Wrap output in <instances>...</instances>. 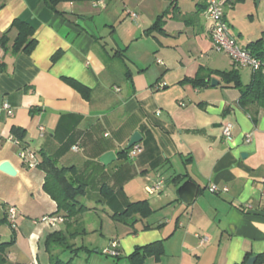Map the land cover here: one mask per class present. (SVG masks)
<instances>
[{
    "label": "crops",
    "instance_id": "1",
    "mask_svg": "<svg viewBox=\"0 0 264 264\" xmlns=\"http://www.w3.org/2000/svg\"><path fill=\"white\" fill-rule=\"evenodd\" d=\"M218 1L238 45L259 40L264 47V0ZM205 7V0H65L57 13L44 0H0V35L21 19L36 38L28 54L0 45V162L16 169L0 170L8 262L48 264L45 237L62 227L42 219L59 215L57 205L42 188L45 173L21 160L24 150L73 167L70 174L85 182V213L100 211L114 222L103 228L100 218L104 246L118 242L113 264H241L252 256L264 264V110L254 122L239 105V90L211 73L235 65L213 49ZM163 13L162 30H153ZM16 33L9 31V45ZM218 54L231 61L219 64ZM197 75L208 83L189 81ZM134 131L141 149L126 157L119 152ZM107 151L116 158L104 165L99 157ZM158 180L161 188L148 192ZM136 201L143 203L132 215L113 217ZM150 244L159 246L130 256Z\"/></svg>",
    "mask_w": 264,
    "mask_h": 264
},
{
    "label": "trees",
    "instance_id": "2",
    "mask_svg": "<svg viewBox=\"0 0 264 264\" xmlns=\"http://www.w3.org/2000/svg\"><path fill=\"white\" fill-rule=\"evenodd\" d=\"M65 0H44L45 4L54 12L63 13L58 9V5ZM165 14L157 16L152 24L153 30H162L163 17ZM11 29L16 30V35L9 45V38L7 37ZM259 41V40H258ZM258 41L250 43L245 49L249 50L253 55L264 62V47L258 45ZM36 44L33 27L21 19H14L9 28L0 35V45L4 50L9 51L15 55L17 53H30ZM234 64V63H233ZM235 65V64H234ZM232 67L229 70H213L211 73L218 75L224 82L226 87H234L239 90V105L250 114L253 121H257L259 110H264V71L263 68L252 70L251 78L245 85L242 84L238 67ZM194 85H202L208 83L206 77L197 75L189 78ZM73 86L81 92L85 97L88 96V89L82 84L71 81ZM15 137L19 140L23 139L22 134L15 130ZM119 153H123L128 157V149H121ZM37 167L45 173V180L43 183V190L56 202V214L63 217L62 227L54 230L46 235L44 240L45 251L48 254V264H74L72 255H77L80 250L89 251L85 245H77L74 242L78 237H82L86 230L83 224V214L91 209V207L84 204L80 197L87 192L86 184L74 173L70 174L73 167L59 166L55 160L43 154L38 161ZM112 194V190L103 191L99 195V202L107 201ZM143 201L128 202L126 208L122 212H118L113 217H129L142 204ZM146 212V209H142ZM7 223L6 216L0 217V225ZM11 243L0 241V264H14L7 260V246ZM159 245L150 244L144 247H138L130 256H145L146 252L157 250ZM63 251H69L71 257L67 260L60 258ZM144 252V253H142ZM248 257H245L241 264H246ZM256 264V263H255Z\"/></svg>",
    "mask_w": 264,
    "mask_h": 264
},
{
    "label": "built area",
    "instance_id": "3",
    "mask_svg": "<svg viewBox=\"0 0 264 264\" xmlns=\"http://www.w3.org/2000/svg\"><path fill=\"white\" fill-rule=\"evenodd\" d=\"M206 7L205 13L207 18L211 23L210 27V40L214 50L218 52H223L230 57L232 62L237 66H249L252 69L263 68L264 71V62L260 60L258 57L253 55L249 50L242 48L238 45L234 37L230 34L228 25L224 19V11L223 6L218 0H205ZM132 18L136 17L135 12H130L127 10ZM159 87L163 84L158 83ZM2 107L5 110L10 112V106L8 103H2ZM40 131H43V126L39 127ZM222 134L225 138H229L231 135V124L225 123L222 125ZM10 139V138H9ZM249 140V136H247ZM15 144H19L18 139H12ZM141 147L139 144H134L128 149V155L134 156L140 151ZM21 160L25 164L27 168H35L37 167L38 160L36 159L35 153L31 151L22 150L20 153ZM163 184L162 180L156 181L154 184L146 187L147 191L150 193L158 191ZM211 192L218 191L216 185L212 184L208 187ZM226 190V188H224ZM248 207V205H247ZM16 208L15 206H10L8 208V218L10 221L14 222L15 220ZM44 221L48 222L51 225H56V223L62 222L63 217L60 215L57 216H44L42 218ZM206 238H202V241H205ZM118 242L117 240H111L109 246L105 247L103 253L105 255L117 257L119 255V251L117 249Z\"/></svg>",
    "mask_w": 264,
    "mask_h": 264
},
{
    "label": "rangeland",
    "instance_id": "4",
    "mask_svg": "<svg viewBox=\"0 0 264 264\" xmlns=\"http://www.w3.org/2000/svg\"><path fill=\"white\" fill-rule=\"evenodd\" d=\"M216 60L219 64H223L224 62L230 59L227 56L218 54ZM250 72L251 69L248 66L240 67L241 82L243 85L246 84ZM81 199L84 200L83 197H81ZM84 216H85L84 219L85 222L83 221V223L85 226L86 233L82 237H78L77 239H75L74 242H76L77 245H85L90 250L89 251L80 250L77 255H72L73 263L74 264H113L115 262V259L112 256L105 255L103 253V250L106 247L104 245L106 243H104V239L100 237V227H101L100 218L105 223V226L103 224V228L106 227L108 228L110 224H113L114 222L109 221L106 215L100 211L97 214L84 213L83 217ZM95 241H97L98 243L96 244ZM70 257L71 254L69 251H63L60 254V258L63 260H67Z\"/></svg>",
    "mask_w": 264,
    "mask_h": 264
},
{
    "label": "water",
    "instance_id": "5",
    "mask_svg": "<svg viewBox=\"0 0 264 264\" xmlns=\"http://www.w3.org/2000/svg\"><path fill=\"white\" fill-rule=\"evenodd\" d=\"M217 83H218L217 79L215 78L211 79L212 86L216 85ZM140 140H141L140 133L138 131H134L131 134L130 138L128 139L125 149H129L131 146L138 143ZM115 158H116V155L113 151H107L99 157V161L103 163L104 165H108ZM0 170H3V172L8 175H14L16 172V169L14 168V166L9 161H4V160L0 162ZM254 259H255L254 256L250 257L248 261L246 262V264H253Z\"/></svg>",
    "mask_w": 264,
    "mask_h": 264
}]
</instances>
